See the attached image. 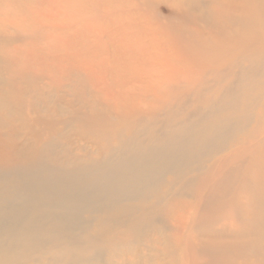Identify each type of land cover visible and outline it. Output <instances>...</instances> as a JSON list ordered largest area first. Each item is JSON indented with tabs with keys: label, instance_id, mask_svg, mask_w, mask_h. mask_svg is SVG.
<instances>
[{
	"label": "bare ground",
	"instance_id": "bare-ground-1",
	"mask_svg": "<svg viewBox=\"0 0 264 264\" xmlns=\"http://www.w3.org/2000/svg\"><path fill=\"white\" fill-rule=\"evenodd\" d=\"M34 3L30 13L49 6L46 17L67 16L95 32L90 48H105L99 66L138 63L134 85L140 98L156 86L151 94L156 100L150 115L132 109L121 118L107 115L96 102L71 106L67 96L80 91L83 100L87 87L113 99H124L129 90L106 88L107 71L102 76L90 67L83 75L66 71L68 79H35L28 56L20 61L19 48L0 53V179H10L4 194L0 188V264H153L154 258L167 264L165 245L174 237L182 246L179 264H264V195L243 196L236 188L242 173L227 158L203 166L237 142L257 108L264 109V0ZM160 3L171 12L169 20H162ZM90 11L96 15L88 16ZM100 18L111 23L92 20ZM194 58L221 66L214 79L217 85L225 82V89L202 84L196 98L190 100L189 91L175 95L182 79H166L170 64ZM62 87L66 95H57ZM85 108L101 115L91 117ZM31 111L40 116L30 120ZM66 112L71 115L66 124L83 121L97 137L116 144L99 155L36 129L38 122L52 124ZM167 172L172 181L164 180ZM170 192L191 200L172 223L158 206ZM134 201L148 204L143 210L129 204Z\"/></svg>",
	"mask_w": 264,
	"mask_h": 264
},
{
	"label": "rangeland",
	"instance_id": "rangeland-1",
	"mask_svg": "<svg viewBox=\"0 0 264 264\" xmlns=\"http://www.w3.org/2000/svg\"><path fill=\"white\" fill-rule=\"evenodd\" d=\"M34 2L35 0H0V53L16 47L19 48L20 61L22 62V59L25 58L26 55L28 56L31 76L35 79H51V75L54 76V79L61 76H63V79H68V74H64L66 71H74L83 75L84 73H90V70L93 69L102 76H105L104 72L107 71L108 80L106 88L116 87V89L119 90V87H122L129 90L128 95L124 99L119 95L113 99L106 97L103 91L87 87L86 95L83 100L79 99L80 91L72 92V95L67 96L71 106L73 102L76 106H86L89 102H96L102 106L107 115H113L118 118L123 117V115L120 114L124 113V111H131L132 109H138L141 114L147 116L152 113L156 98L151 94H153V91L157 88L156 86H148L145 93L146 96L143 97V100L140 98V92L134 85V81H136L138 76L136 71L140 72V65L138 63L134 62L124 66L126 62L117 63L116 61V64L113 63L109 65L106 62L104 66H99L97 61L98 58L102 57L101 55L103 51H105V48H90L91 42L95 38H98L95 32L93 35L86 30L78 28L74 25L76 20L67 16L58 19L46 17L43 13L45 12V8H49V6L41 7V13H30L28 11L29 6L35 4ZM105 4L106 2L100 5V9H102V7L106 8ZM114 4L119 7V2L117 3L116 1ZM57 5V7H59V4ZM36 8L40 9L38 6H36ZM158 8L162 13V20H169L168 18H172V16H170L171 12L169 13L164 3H160ZM95 15L96 14L92 11L88 13V16L93 17ZM111 18H114L113 15ZM92 20L95 24L101 26L111 23L108 19L104 18ZM148 21L152 23L157 22L155 18H149ZM172 24L175 25L173 22ZM165 25L168 28L171 27V25ZM172 29L176 31L178 30V26L175 25ZM71 31H75L77 36L71 35ZM174 33L177 35V32ZM104 42H106V40L102 42L106 44ZM88 67L91 69H88ZM136 67H138V69L135 71ZM220 67L219 65L206 61H199L195 58L193 63L184 60L180 65L175 61L173 65L170 64L169 71H171V74H169L166 79H171V82L182 79L179 83L180 89L176 91L175 95L189 91L192 93L191 100L196 98L202 84L205 87H212V91L215 87L225 89V82L218 85L215 84L217 81L214 79V70ZM60 69H62L63 74L60 73ZM155 78L160 79V77ZM162 78L165 79L164 76H162ZM81 88L82 87H80V90ZM66 89L68 88L62 87L60 91L57 92V95H66ZM162 98L165 99L166 95ZM54 99L57 100L58 96H54ZM137 99L138 101H142L137 103ZM158 105H160V103ZM85 111L91 117L97 118L101 115L99 110L85 108ZM65 114L67 115L55 116L56 120L52 124L44 125L38 122L36 124V129L42 131L45 137H57L54 139L58 141L62 139L65 143H69L70 145L75 143V146L87 145L89 151H94V153L99 155H105L107 153V147L110 145V142L111 145L116 144L114 138H109V141H105L97 137L87 126H84L83 121L73 123L72 125L66 124L63 120L64 118L67 119L69 114L68 112ZM261 115L263 116L262 119L257 118ZM39 116V113L35 111L29 113L30 120H34ZM256 116L257 117L249 125L247 131L240 135L237 142L231 143L227 151L215 154L210 160L205 161L203 164L205 167L204 169H207L216 164L219 160L227 158L228 165L235 166L242 173H240L242 179L236 188L237 190L239 188L241 189L240 193L243 196L250 195L253 191L264 195V109L262 107L257 108ZM259 121L262 122L259 123ZM158 128L163 130L162 123L158 124ZM12 130L13 129L9 131V138L14 140L11 135ZM125 133L129 134L130 132L126 130ZM84 152L85 151H83V153ZM163 178L165 181H172L173 175L167 172L163 175ZM9 181L10 179H0V188L3 194L6 192ZM157 198L158 195L152 198L153 205ZM129 204L145 210V205L148 203L134 201ZM190 204V199L170 192L158 206L165 209V215L172 223L173 217L176 216L178 212L181 213L188 210ZM115 230L117 229L115 228ZM161 237L164 240L166 239L165 235ZM170 239L173 241V244L171 246L165 245V247L170 250L165 262L167 264H179L182 246L178 245L179 238L174 237V239ZM262 244L264 245V241ZM153 264H158V259L154 258ZM237 264L259 263L255 260H248L237 261Z\"/></svg>",
	"mask_w": 264,
	"mask_h": 264
}]
</instances>
